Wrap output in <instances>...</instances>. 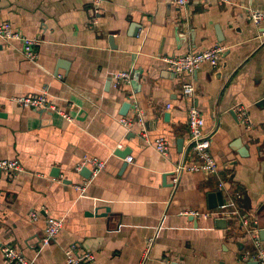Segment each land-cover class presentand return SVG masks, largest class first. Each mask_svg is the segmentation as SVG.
<instances>
[{"label": "crops", "instance_id": "obj_1", "mask_svg": "<svg viewBox=\"0 0 264 264\" xmlns=\"http://www.w3.org/2000/svg\"><path fill=\"white\" fill-rule=\"evenodd\" d=\"M93 9L94 0H0V26L38 41L31 61L21 41L0 38V161L22 166L12 178L0 174V264L5 246L32 264H66L71 247L94 254L91 264H248L243 256L254 246L239 220L202 214L214 210L209 195L222 191L234 203L229 210L264 230V30L249 19L251 9L264 13V0H192L185 8L103 0L96 24ZM216 45L224 47L221 65L204 63L194 77L175 75L161 60ZM120 72L133 79L115 88ZM192 81L195 99L182 93ZM32 95H46L57 112L14 101ZM126 103V117L135 104L143 111L145 137L121 124ZM192 105L212 135L215 175L176 172L197 160ZM158 137L170 144L167 158L153 149ZM128 148L132 163L116 155ZM86 158L106 163L88 180L79 169ZM33 210L37 222L28 217ZM48 217L65 226L45 246Z\"/></svg>", "mask_w": 264, "mask_h": 264}, {"label": "built area", "instance_id": "obj_2", "mask_svg": "<svg viewBox=\"0 0 264 264\" xmlns=\"http://www.w3.org/2000/svg\"><path fill=\"white\" fill-rule=\"evenodd\" d=\"M191 1L192 0H172L173 4L179 8L187 7ZM102 3L103 0H94V14L91 18L92 24H96L99 18L100 5ZM249 19L254 27L264 30V13L251 9L249 11ZM262 36L264 37V31L262 32ZM0 38L5 41H21L24 46V54L26 58L31 61L36 59L37 55L34 48L36 44H38V41L14 31L10 23H4L0 26ZM223 52L224 47L221 45H216L203 51L189 52L185 55L174 54L170 56H164L161 60L166 65L168 71L174 73L175 75H188L194 77V75L199 71L204 63H208L212 67L218 68L221 65ZM132 79L133 75L130 72L117 73L113 77L114 86L115 88H120L122 84H128ZM182 93L184 97H188L190 99H195L197 97L193 81L183 86ZM14 101L27 107L57 112L56 106L49 101L46 95H32L29 97L17 98L14 99ZM170 108L171 106L167 105V109L169 110ZM59 113L62 114L61 112ZM238 114L244 124L249 122V114L245 107H239ZM63 116L70 122L73 121V119L68 115L63 114ZM120 122L128 130H136L138 135L143 137L147 135L144 113L137 104L134 105V117L129 118L123 116L120 118ZM187 122L190 133V148L196 155L197 160L192 161L188 165H186L184 162L179 164L176 168V172L178 174H182L184 171L201 172L210 175L217 174L218 165L211 153L212 135L205 132V119L197 106L192 105L188 108ZM153 149L158 155L162 157L167 158L170 155V144L164 137H158L155 139ZM126 160L128 163L133 162L132 157H127ZM87 165L92 166V172L94 175L98 174L106 167L105 162L86 158L79 165V169H82ZM0 169L5 172L9 178H12L18 173L22 172V166L17 160L0 161ZM219 187L224 189L225 183H220ZM77 189L84 190V187H77ZM233 206L234 203L231 200L226 199L223 206L218 209L203 213L202 215L204 217H221L228 215L236 217L241 223L245 234L249 237L254 246V251L252 253L245 254L243 259L245 261L253 259L259 264H264V242L260 237V230L256 227L253 220L247 214L242 213L238 209L229 210V208ZM28 217L30 221L37 222L40 219L41 214L38 210H33L29 213ZM64 226L65 222L63 219L48 217L46 220L44 237L42 240L43 245H49L53 240H55L64 229ZM2 252L5 264H32L31 261L26 259L21 253L11 246L3 247ZM66 258V264H91L96 259L95 255L89 252H83L79 254L76 253L74 247H71L67 250Z\"/></svg>", "mask_w": 264, "mask_h": 264}, {"label": "water", "instance_id": "obj_3", "mask_svg": "<svg viewBox=\"0 0 264 264\" xmlns=\"http://www.w3.org/2000/svg\"><path fill=\"white\" fill-rule=\"evenodd\" d=\"M110 42L111 44L114 42V39L113 37H110ZM131 108V104L130 103H126L124 106H123V111H122V115L123 116H126L129 112ZM232 115H236L235 113H231ZM179 145H181L182 147V142L180 141L179 142ZM131 154V149H125V150H121V151H116V155H119L121 158L125 159L127 158L129 155ZM2 170L0 169V174H1ZM80 175L88 180L92 177L93 175V172L91 169H89L88 167H83L81 172H80ZM52 176L55 177V178H58L60 176V171L58 168H54L52 170ZM209 200L211 202V205H210V208L211 209H215V208H218V207H221L225 204V201H224V195H223V192H218V193H211L209 195ZM219 201V202H218ZM260 236L262 238V240H264V230H261L260 231ZM173 264H176V263H173ZM248 264H259L257 261L255 260H250Z\"/></svg>", "mask_w": 264, "mask_h": 264}]
</instances>
